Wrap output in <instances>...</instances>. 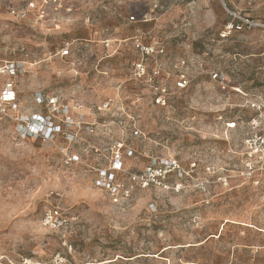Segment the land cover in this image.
Returning <instances> with one entry per match:
<instances>
[{"label": "rangeland", "instance_id": "rangeland-1", "mask_svg": "<svg viewBox=\"0 0 264 264\" xmlns=\"http://www.w3.org/2000/svg\"><path fill=\"white\" fill-rule=\"evenodd\" d=\"M59 3L0 0V60L25 62L16 111L0 118V255L40 264H264V171L256 165L249 177L241 149L252 99L264 97V30L221 38L231 17L219 0ZM225 3L264 20V0ZM139 36L165 47V56L148 59L149 76L154 64L175 76L186 55L204 72L190 67L185 90L165 73L137 79ZM65 42L70 54L60 57ZM214 71L227 75L225 86L209 80ZM38 94L58 97L93 132L78 131L76 142L19 137L21 116L46 114ZM117 144L118 178L170 160L178 168L168 187H134L113 203L96 170L108 167ZM53 207L69 220L67 233L41 226Z\"/></svg>", "mask_w": 264, "mask_h": 264}, {"label": "built area", "instance_id": "built-area-1", "mask_svg": "<svg viewBox=\"0 0 264 264\" xmlns=\"http://www.w3.org/2000/svg\"><path fill=\"white\" fill-rule=\"evenodd\" d=\"M42 1L43 4H50L55 7L60 5V0ZM219 1L231 17V20L226 22L223 32L220 34L221 38L237 31L240 32L256 28L264 30V20L259 22L250 17L241 16L231 8H228L225 0ZM43 14L44 12L41 11L39 16L43 17ZM17 16L20 20H24L27 17V13L23 10L18 12ZM148 16L149 14L147 13L142 14L141 20L143 22L149 21ZM135 21L137 20L134 16L129 17L130 23ZM71 45V42H65L63 44L60 50V57H67L70 54ZM133 46L135 51L140 55V58L133 63V75L137 79L146 77H149L151 80L159 79L165 73V77L168 80L171 78L170 81L173 83L175 89L185 90L192 82V78L187 72L190 67L195 65L201 71L200 73L204 72L202 63H199L191 55H186L180 58L174 66L177 68V74L175 76H171L170 72L162 70L159 64H154L151 76H149L148 59L151 57L165 56V47L159 44H146L140 36L134 38ZM190 47V44L185 45L187 50ZM24 67V61L12 59L0 60V118H11L12 113L16 111L18 102L16 78L25 72ZM209 80L218 86H225L228 82V77L223 72L214 71L209 72ZM36 102L38 105L45 107L46 114H37L29 119L21 116L22 118L20 117L16 127V133L19 137L51 141L59 134H62L65 141L76 142L78 131L86 130L90 133L93 132V127L90 124H84L82 115L79 113L75 117L72 108L68 104L60 101L58 97L38 94ZM250 106L254 115L243 122L242 155L248 163L249 170L258 165V170L264 171V97L262 95L254 96ZM137 134L138 132L135 130L134 135ZM95 151H98V149ZM126 154L127 156H131L132 151L129 149ZM74 159L68 157L67 162H72ZM123 160L124 153L121 145L117 144L110 156L108 167L106 169L96 170V186L105 190L113 203L127 200L134 187L147 188L149 186H160L167 188V178L171 172L178 168L175 162L163 160L162 164L149 165L139 173L126 172L127 181H124L118 178L124 172ZM252 172L253 170L248 173L249 177L252 175ZM41 226L54 233H67L71 228L69 220L62 216V213L57 207H53L43 213ZM0 264L40 263L27 258L14 260L9 256L0 255Z\"/></svg>", "mask_w": 264, "mask_h": 264}]
</instances>
